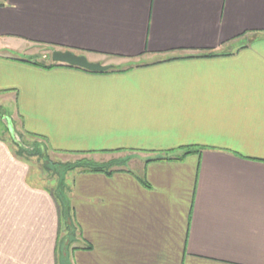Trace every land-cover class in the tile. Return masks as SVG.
<instances>
[{"label":"crops","instance_id":"0c3cea01","mask_svg":"<svg viewBox=\"0 0 264 264\" xmlns=\"http://www.w3.org/2000/svg\"><path fill=\"white\" fill-rule=\"evenodd\" d=\"M41 46L133 66L47 69ZM0 123V264H63L18 132L133 160L73 176L66 264H264V0H0Z\"/></svg>","mask_w":264,"mask_h":264},{"label":"rangeland","instance_id":"374dc122","mask_svg":"<svg viewBox=\"0 0 264 264\" xmlns=\"http://www.w3.org/2000/svg\"><path fill=\"white\" fill-rule=\"evenodd\" d=\"M34 52L36 53L29 59L30 61L43 65L57 64L53 61L52 52L47 47H37L36 49H34ZM114 63L119 64L122 62L114 61ZM130 66L133 65L129 63H124L122 65L117 66L114 65L111 67L109 72H114L118 70L122 71ZM0 132H2V135L6 136L7 138H10V136H7L5 132V125L1 123ZM18 133L19 138H16L17 142L14 146L16 150H19L20 152L22 151V153H24V155L27 157L24 159L25 161H27V163L32 169V176L36 178L35 180L39 182L41 186L46 187L51 191H56L57 196L59 195L60 190L63 191L64 197L67 200L68 198H70V187L71 183L73 182V176L76 173L81 171H92L94 169L112 170L113 167L119 164H128L129 166H131V161L133 166V160L131 159L122 160L125 163H123L121 160H105V162H102L101 160H97L93 156H78L73 159H65L64 157H60L50 152V150H48V148L43 143H41L43 141H41L40 139L30 137L26 134H21L20 132ZM17 143L21 144V147H19ZM65 224L66 223L64 222V226L62 227V244H64V246H66V244L68 243L66 237L67 234H69L65 231ZM75 245L76 243L72 245V249H74ZM70 251L71 250H69V253Z\"/></svg>","mask_w":264,"mask_h":264},{"label":"trees","instance_id":"16d2710c","mask_svg":"<svg viewBox=\"0 0 264 264\" xmlns=\"http://www.w3.org/2000/svg\"><path fill=\"white\" fill-rule=\"evenodd\" d=\"M214 55H215L214 53L209 54V56H214ZM34 64L37 65V66H41L43 68H47V69L48 68H53V67H56V66H63V65H59V64L43 65V64L36 63V62H34ZM67 67H69V66H67ZM70 68H73V67H70ZM77 69H80V68H77ZM81 70H83V69H81ZM84 71H86V70H84ZM30 137L36 138L35 136H30ZM17 145L19 147H21V144L17 143ZM17 151L21 155V157L27 158L24 155V153H22V151L21 152L19 150H17ZM188 153L189 152H186L185 155H187ZM102 171H103L102 169H94V170H92V172H102ZM62 194H63V196H62ZM57 198H58V202L60 204V209H61L62 227L64 226V222H65L66 223L65 224L66 225V230L65 231L69 233V234H67V237H66V240L68 241L66 246H64V244H61V247H62V251L61 252L63 254L62 262H63V264H66L69 250H72V245H74L77 242V238H76L77 237V228H76V225L74 223V215H73V209L71 208V204H70V198H68V200L65 199L64 192L61 191V190H60L59 195L57 196ZM70 221H72V222H70ZM62 230H63V228H62Z\"/></svg>","mask_w":264,"mask_h":264},{"label":"water","instance_id":"95a60500","mask_svg":"<svg viewBox=\"0 0 264 264\" xmlns=\"http://www.w3.org/2000/svg\"><path fill=\"white\" fill-rule=\"evenodd\" d=\"M52 59L59 65L80 68L91 73H107L112 67L91 62L85 55H77L71 51H53Z\"/></svg>","mask_w":264,"mask_h":264}]
</instances>
